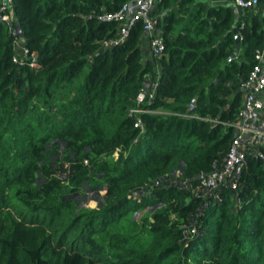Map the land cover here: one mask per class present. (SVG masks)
<instances>
[{
    "label": "trees",
    "instance_id": "obj_1",
    "mask_svg": "<svg viewBox=\"0 0 264 264\" xmlns=\"http://www.w3.org/2000/svg\"><path fill=\"white\" fill-rule=\"evenodd\" d=\"M127 1L12 0L0 20V264H264V144L234 188L201 184L264 53V0L237 19L234 0H156V58L142 21L103 48Z\"/></svg>",
    "mask_w": 264,
    "mask_h": 264
},
{
    "label": "built area",
    "instance_id": "obj_2",
    "mask_svg": "<svg viewBox=\"0 0 264 264\" xmlns=\"http://www.w3.org/2000/svg\"><path fill=\"white\" fill-rule=\"evenodd\" d=\"M156 0H128L120 11L106 15L107 20H115L122 23V28L116 38L103 41V48H109L125 41L131 26L137 21H142V29L146 45L151 57H158L164 49V43L159 29L156 28V17L153 16ZM233 3L242 9L255 8L258 0H234ZM12 0H1L0 20L9 21L7 10ZM14 46L21 50L23 58H27L30 66L35 65V57L27 56V50L15 40ZM15 62L16 58L13 59ZM230 60V59H229ZM256 64L250 71L242 85V100L234 123V136L221 170H214L202 177L201 184L207 189H214L227 179L231 187H235V171L245 159L248 148H257L264 144V53L257 52ZM152 97V94H150ZM137 102L144 100V93L139 92ZM194 107V100L189 108Z\"/></svg>",
    "mask_w": 264,
    "mask_h": 264
},
{
    "label": "rangeland",
    "instance_id": "obj_3",
    "mask_svg": "<svg viewBox=\"0 0 264 264\" xmlns=\"http://www.w3.org/2000/svg\"><path fill=\"white\" fill-rule=\"evenodd\" d=\"M154 11H155V8L153 9V12H154ZM144 49H145V52H146L147 56H150L148 47L145 46ZM99 199H100V193H97V194H96V197H93V198H91V199L89 198V200H88L85 204L88 205V206H94L95 203H96ZM143 213H144V211H140V212L135 213V214H134V218H135V219H139V218L142 216Z\"/></svg>",
    "mask_w": 264,
    "mask_h": 264
},
{
    "label": "crops",
    "instance_id": "obj_4",
    "mask_svg": "<svg viewBox=\"0 0 264 264\" xmlns=\"http://www.w3.org/2000/svg\"><path fill=\"white\" fill-rule=\"evenodd\" d=\"M199 1H204V2H207L206 0H199ZM209 4H219V3H223L222 1H211V2H208ZM231 6L234 8V11H235V19L238 18V16L240 15V11H239V8L232 2L231 3ZM256 8V7H255ZM259 9H264V4L260 5ZM146 45L144 44V47Z\"/></svg>",
    "mask_w": 264,
    "mask_h": 264
},
{
    "label": "water",
    "instance_id": "obj_5",
    "mask_svg": "<svg viewBox=\"0 0 264 264\" xmlns=\"http://www.w3.org/2000/svg\"><path fill=\"white\" fill-rule=\"evenodd\" d=\"M233 31L236 32V29H234ZM239 41H240V36H239V34H236L235 35V43H236V45H238Z\"/></svg>",
    "mask_w": 264,
    "mask_h": 264
}]
</instances>
